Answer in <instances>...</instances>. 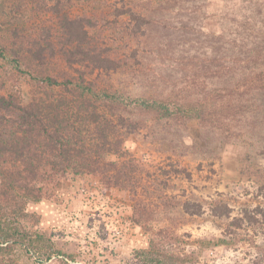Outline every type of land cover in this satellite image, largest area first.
I'll use <instances>...</instances> for the list:
<instances>
[{
	"label": "trees",
	"instance_id": "1",
	"mask_svg": "<svg viewBox=\"0 0 264 264\" xmlns=\"http://www.w3.org/2000/svg\"><path fill=\"white\" fill-rule=\"evenodd\" d=\"M73 5L74 0H0L5 17L0 63L11 69L0 64V264H44L63 256L28 205L52 199L70 179L92 176L105 189L138 195L146 172L126 143L146 124L140 117L157 123L195 121L206 133L229 122L240 123L247 134L264 130V0L225 14L209 56L180 55L195 70L186 74L182 87L174 81L171 90L151 92L144 85L140 93L102 81L107 73L144 77V68H136L143 54L110 47L132 36L114 30L107 42L102 32H93L95 18L74 16ZM41 9L50 24L33 30L30 12ZM11 80L26 81L29 91H11ZM260 190L254 205L241 208L236 217L225 202L210 204L217 217L232 219L225 229L232 242L244 228L264 230V185ZM168 199L157 197L163 209ZM132 208L134 224L153 232L155 205L138 197ZM171 237L182 241L174 232ZM136 256L140 264H197L155 237Z\"/></svg>",
	"mask_w": 264,
	"mask_h": 264
},
{
	"label": "rangeland",
	"instance_id": "2",
	"mask_svg": "<svg viewBox=\"0 0 264 264\" xmlns=\"http://www.w3.org/2000/svg\"><path fill=\"white\" fill-rule=\"evenodd\" d=\"M250 1L74 0L72 10L74 16L94 17L93 32H102L107 42L114 30L132 36L110 47L120 53L143 54L136 68H144V77L107 73L102 81L140 93L145 86L151 92L166 86L171 90L174 81L182 87L186 74L194 75L195 70L180 55L209 56L210 41L222 35L225 14ZM138 16L150 21L145 23ZM29 18L33 30L46 27L51 19L42 9L30 12ZM4 19L0 13V24ZM0 64L11 72L7 64ZM8 86L24 93L30 88L23 80L19 85L11 80ZM140 119L146 124L126 143L146 172L137 196L105 189L95 177L84 176L65 182L52 199L28 205L29 212L40 215V228L62 250L63 256L44 264H140L137 250L146 248L154 237L173 252L192 256L197 264H264V230L244 228L232 242L225 236L232 219L217 217L210 208L213 201H223L236 217L241 208L254 205L264 185V130L247 134L240 123L229 122L206 133L195 121ZM159 196L169 198L165 209ZM138 197L155 205L153 232L132 221ZM162 228L170 235H155ZM172 232L182 241L173 239Z\"/></svg>",
	"mask_w": 264,
	"mask_h": 264
}]
</instances>
